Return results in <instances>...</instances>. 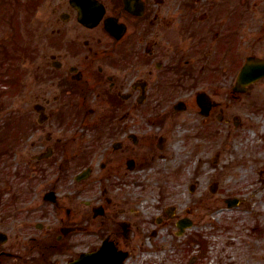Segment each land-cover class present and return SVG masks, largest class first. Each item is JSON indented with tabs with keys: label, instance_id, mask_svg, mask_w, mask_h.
Masks as SVG:
<instances>
[{
	"label": "flooded vegetation",
	"instance_id": "1",
	"mask_svg": "<svg viewBox=\"0 0 264 264\" xmlns=\"http://www.w3.org/2000/svg\"><path fill=\"white\" fill-rule=\"evenodd\" d=\"M50 1L29 85L23 32L0 35V97L20 104L0 115V264H67L103 241L129 255L168 221L184 235L196 220L165 204L164 184L185 171L195 198L213 168L215 206L263 219L264 0ZM191 200L188 215L208 205Z\"/></svg>",
	"mask_w": 264,
	"mask_h": 264
},
{
	"label": "rangeland",
	"instance_id": "2",
	"mask_svg": "<svg viewBox=\"0 0 264 264\" xmlns=\"http://www.w3.org/2000/svg\"><path fill=\"white\" fill-rule=\"evenodd\" d=\"M51 3L50 0H0L1 11L3 12L2 15L7 17L8 22L11 17L10 22L13 23V32H23L21 35L23 46L20 49V55L24 62L23 69L27 73L23 79L25 81V86L30 83L33 71L32 68L34 67L32 59V48L35 38L34 32L42 30L41 27L46 17L50 14ZM3 31H11L9 23H7L5 29L0 30V35H2ZM13 42H17V36L14 38ZM9 55H14V52ZM0 89L4 90L6 88L1 87ZM23 91V101H25L23 107L28 108L30 110L29 113L34 115L31 106L33 103L31 101L32 90ZM19 105L15 95L12 99L8 98L7 100L0 97V111L2 109L0 115H17L16 111ZM10 118V116H7L8 122ZM220 165L216 166L217 171L215 175L217 177L219 174L222 176L223 173L222 168H219ZM214 172L215 169L211 168L209 174L200 177V183L198 185L199 190L196 193V198L192 196L185 187L191 183V179L193 178L188 174V171H185L183 174L184 186L182 187L176 188V181L173 178L168 179L169 181H167L164 186L171 194L168 195L170 198L167 197L165 204L175 205L177 213L182 216H189L193 220L195 219V224L181 236L177 234L178 229L171 221H168L170 225L159 227L154 236L150 235L149 230L137 232V236H135L130 243L129 247L131 248V254H129L125 264H187L189 258L194 256L202 257L199 259L203 264H219L220 261L222 264H264V234L262 239L257 237L258 230L264 227V218L258 219V217H250V215L244 214L241 217L242 219L239 218L240 220H237V218L233 219L234 214L227 215V211L223 209L226 206L222 202H219L217 206H219L225 214H220L218 216V214H212L210 212L209 207H211V210L212 208H219L213 203L214 199L220 200V198L226 194L224 186L220 190V192H222L221 195L219 193L215 196L211 195L209 185L215 181H212V174ZM249 176L255 177V174H249ZM224 178L225 177L221 179L218 185H222L227 181V179L224 180ZM155 187V184H152L151 189L146 192L147 200L149 201L147 205H156L159 202L155 195ZM176 189L180 192L178 196L176 192H174ZM198 197L205 200L208 198V205L205 203L204 206H200V208L194 211L193 215H188L186 211H184L186 205L192 201L191 199L198 200ZM254 199L257 201V197ZM26 201L27 200H25V202ZM201 204L202 202L199 203V205ZM13 213L16 215L15 213L17 212ZM208 214H210V216H208L209 221L208 219L206 220ZM211 218L213 219L212 224L214 226H212V224L210 225ZM256 226H258V229H255ZM252 228L254 230H252ZM196 234H200V236L197 237ZM94 239H97L95 235L89 238L88 245L90 247L95 244ZM53 259H55V261L59 260L62 263L66 259V256L60 254L53 257Z\"/></svg>",
	"mask_w": 264,
	"mask_h": 264
},
{
	"label": "water",
	"instance_id": "3",
	"mask_svg": "<svg viewBox=\"0 0 264 264\" xmlns=\"http://www.w3.org/2000/svg\"><path fill=\"white\" fill-rule=\"evenodd\" d=\"M115 251L103 243L98 251L82 254L70 264H123L126 254Z\"/></svg>",
	"mask_w": 264,
	"mask_h": 264
}]
</instances>
